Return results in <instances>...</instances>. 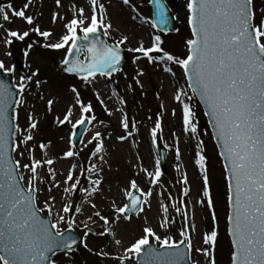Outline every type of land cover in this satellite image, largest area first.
Wrapping results in <instances>:
<instances>
[{"label": "snow or ice", "instance_id": "obj_1", "mask_svg": "<svg viewBox=\"0 0 264 264\" xmlns=\"http://www.w3.org/2000/svg\"><path fill=\"white\" fill-rule=\"evenodd\" d=\"M33 2L25 0L19 9L14 8L11 2L0 3V29L3 30L0 41L6 49L4 55L11 56L12 52L7 49L15 41H25L30 33L43 37L45 41H50L53 36L51 31L33 26L34 17L27 14ZM121 3L130 9L132 20L139 17L155 30L150 34L149 46L139 40L136 47L127 49L138 54L133 56L132 63L146 60L149 66L173 78L177 76L175 66L185 80L186 87L180 86L174 92L173 99L181 110L183 133L196 140L194 164L201 178L197 203L209 209L212 221V226L202 234L203 246L194 247L191 235L196 231L194 223L189 225L191 232L180 231L178 241L168 235L169 226L174 223L169 215L170 207L185 219L188 218L185 200L176 201L171 193L167 196L170 203L159 199L161 219L156 228L145 221L141 234L127 244L123 239L116 238L114 226H118L121 220L130 221L131 213L139 216L145 212L146 207H151L150 198L154 195L163 197L166 189L162 183L161 159L157 157L151 171L138 166L136 175L143 173L150 185L147 189H142L137 179H131L127 187L121 190L126 202L120 206L113 200L110 213L102 214V210L93 202V197L103 191V164L107 163L104 136L97 130L83 144V148L76 150L75 129L78 125L92 124L97 117L93 114L91 101L85 102L75 85L70 87L72 104L62 119L56 117L58 125L69 124L73 129L69 136V147L63 151L60 159H76L84 148L95 143L86 162L72 163L64 178L56 180L57 173L53 167L55 160L47 152L51 142L39 144L42 152L40 158L35 156L36 146L31 143L34 130L39 126L38 119L29 112L26 126L21 127L14 122L18 120V111L16 115L10 111L13 105L19 107L25 102L24 94L34 80L37 88L46 83L37 78L39 68L32 71L31 65H26L30 74L19 76L20 99H16L17 93L5 81H0V264H55L52 257L58 252L71 260L72 254L81 244L98 259H110L115 264H199L190 259L192 250L202 254L206 264H216L219 222L208 157L204 154V141L199 139L201 131L194 98H198L205 109L204 115L208 118L211 136L218 148V160L222 165L225 235L229 241L228 264H264V0H260L259 5L256 0H185L190 38L184 41L185 51L181 54L163 47L164 40L159 33L171 31V28L168 9L162 0H148L156 9L151 21L140 15V5L135 4V0H121ZM87 4L88 13L83 6L73 3L68 9L73 13L71 19L54 11L51 21L53 24L57 19L65 21L64 31L55 42H46L43 47L64 50L63 72L76 76L83 85L94 88L98 77L111 81L115 73L121 72V46L128 42L129 36L121 32L119 39L113 43L101 39L100 34L108 37L114 30L108 12L111 0H87ZM55 5L57 8L64 7L62 0H55ZM14 18L25 20L30 26L28 30L20 32L7 28L6 24L12 23ZM34 43L26 45L23 50L25 58L29 56ZM82 55L84 58L80 59ZM0 71L14 74L16 69L15 66L6 67L5 61L0 59ZM144 75L145 70L137 66L133 79L141 88L143 85L139 77ZM112 96L118 97L121 104L126 103L114 88ZM40 98L43 99V96ZM94 98L104 106L99 92L94 93ZM53 103V99L47 100L49 112ZM76 106L80 114L73 123V108ZM104 110L109 116L113 114L106 106ZM117 111L121 114L119 126L124 130V134L118 135L117 139L123 142L138 129L135 121H129L123 108ZM171 114L176 116V110L173 109ZM103 123L100 121V124ZM161 132L162 122L158 115L150 130L153 146L157 144ZM108 135L111 136V133ZM172 135L175 136V133ZM165 147L168 145L165 144ZM14 154L20 158H15ZM175 158L178 162L181 159L178 143L175 146ZM24 160L27 162H22ZM45 167L46 174L41 176L40 169ZM176 171L180 173L179 163ZM177 183L184 185L181 192L183 197H187L190 188L185 173H180ZM156 187L162 191L155 193ZM53 189L60 191L59 207L57 197L52 194ZM42 192L48 195L40 206L38 199ZM77 194H80V204L75 203ZM85 205L90 207L92 213L85 221H81L83 239L78 242L70 230L76 226L77 215L83 214ZM97 220L102 222V230L93 231L90 222L96 223ZM64 225L66 228L62 227ZM157 229L164 230V234H158ZM90 235L111 237L109 244L114 248H123V254L113 256L103 248L93 250L86 242Z\"/></svg>", "mask_w": 264, "mask_h": 264}, {"label": "rangeland", "instance_id": "obj_2", "mask_svg": "<svg viewBox=\"0 0 264 264\" xmlns=\"http://www.w3.org/2000/svg\"><path fill=\"white\" fill-rule=\"evenodd\" d=\"M172 10L178 20L179 30L173 32L170 35H164L162 33V39L167 50L181 54L185 51L184 41L190 38V29L186 23V9L185 0H169ZM11 2L14 8L19 9L22 7L25 0H0V3ZM106 2V0H101ZM77 6H83L86 13L89 8L87 0H62L64 7L57 8L55 0H34L33 5L28 10L27 14L34 17L35 23L33 26H39L41 30H48L53 33L50 41H45L43 37H39L34 33H30V37L25 41H15L13 45L7 49L12 52L11 56L4 55L6 49L2 41H0V59L5 61L6 67L15 66V73L12 77L16 80L18 85L19 76L24 74H30V70L26 65H31V70L34 71L39 68L38 79L46 81L42 83L39 88L35 85V80L29 85V90L24 94L25 102L19 106L18 109V124L21 127L26 126V116L31 112L39 121L37 130H34V140L31 142L36 146L35 156L40 158L42 152L39 149L41 142L51 144L47 148L48 156L55 160L53 165L56 170V180H62L66 175L68 168L72 163L86 162V159L94 145H88L80 153V157L76 159H60L63 151L69 147V136L73 129L71 125H58L56 123V117L63 118L68 106L72 104V94L70 87L72 85L77 86L81 92V97L85 102L91 101L93 104V114L97 117L95 121L90 124L87 133L83 138L82 146L76 148L80 150L83 148V144H86L95 131L99 130L104 136L105 147V159L106 164H103V183L101 185L103 191L93 197L99 209L102 210V214H109L111 211V203L115 200L117 205L122 206L126 202L125 198L121 194V190L126 188L128 182L131 179H137L138 184L142 189H147L150 185L144 178L143 173L136 175L139 168L143 166L150 171L153 170L155 160L159 157L157 149L159 146L168 145L166 168L162 171V183L164 185L163 197L154 195L151 199V207L145 208V212L134 218L132 216L130 221L121 220L118 226H114L118 239H123L125 244L129 240L138 237L141 234L142 226L145 221L154 228H156L159 220L161 219V210L159 209V199H163L164 202L170 203L167 200L169 193L172 194L174 200L179 201L184 199L187 203L188 211V223L195 224L196 231L192 232V239L194 247H202V234L203 232L212 226L211 214L206 206L198 204L197 201L200 198L201 178L199 169L194 164V152L196 150V140L192 139L189 135H186L182 131V119L181 110L177 102L174 101V92L180 87L185 86V80L180 76V70L174 67L177 76L173 78L170 74L164 73L158 68L149 66L146 60H141L138 64H133L132 59L134 54L127 49L130 47H136L139 40H143L145 46H149L150 34L155 30L151 29L150 24H145L144 21L139 19L132 20L130 18V9L128 6H123L121 0H111V5H108V12L113 24V31L107 39L113 43L116 39H119L120 33L129 36V40L122 47L128 54L126 65L123 70L117 74H114L111 81L106 80L104 77H98V80L93 88L91 85L85 86L78 78H73L59 70L55 63L62 62L65 55L64 50H54L43 47L46 42H55V40L64 31L63 23L57 19L53 24L51 21V15L54 11H58L61 16H66L67 19H71L73 13L68 11L72 4ZM169 3V2H168ZM259 5L260 0H256ZM135 4L140 5L138 11L140 15L146 20L151 21L152 10L148 0H135ZM135 15V13H131ZM7 28L19 30L23 32L28 30L30 26L26 24L25 20L20 18H14L13 22L6 24ZM185 30L187 33L185 36L181 34V31ZM82 34V33H81ZM3 36V30L0 29V37ZM35 42L32 50L27 58L23 56V50L28 43ZM19 66V68H18ZM137 66L145 70V75L139 77L143 88L135 84V70ZM126 74V75H125ZM131 85V87H129ZM113 88L117 91L120 98L126 102L121 104L118 97L112 96ZM99 92L101 99L104 101V106L108 111L113 114L109 116L102 106L95 98L94 93ZM43 96V99L40 97ZM53 99L54 103L52 109L49 112L47 110V100ZM195 110L199 119V128L201 135L199 139L204 141V154L208 157V169L211 177V188L213 198L215 200V211L218 216L219 222V243L217 245L215 259L216 264H228L229 262V241L225 235V207L222 198L223 181H222V165L218 160L216 149L213 148L210 133L207 128L203 110L196 98L193 101ZM163 105V108H161ZM123 108L127 114L129 121H135L137 131H134L132 137H129L126 141H119L118 135L124 134V130L119 126L120 112L117 109ZM176 110V116H172V110ZM78 106L73 108L72 121L75 122L79 118ZM159 115L162 122V132L159 133L157 144L153 146L151 144L150 130L154 126V121ZM151 117V119H149ZM103 121V124H100ZM208 134L205 135L204 133ZM111 133V136L108 134ZM175 133V136L172 134ZM180 148L181 159L178 162L175 158V146ZM22 150V149H21ZM17 159L20 157L16 155ZM96 161V158H93ZM22 162H27L26 160ZM177 163L180 164V173H185L188 180V187L190 193L187 197L182 196L181 189L184 185L177 183V178L180 173L176 171ZM41 176H45L46 167L40 169ZM82 179V182L87 186L86 181ZM162 189L156 187L155 193L161 192ZM53 195L57 197V207L60 206V191L53 189ZM47 192H42L39 195L38 204L42 206L44 199L47 196ZM79 195L75 198V203L80 204ZM190 201V203H188ZM92 210L88 205L84 206L83 214L77 215V224L73 230L78 233L83 239V225L81 221H85L88 215H91ZM46 215V214H45ZM170 218L174 221L169 226L168 235L172 236L175 240H179V233L182 230L178 223V215L174 209H169ZM94 219H96L94 217ZM188 225L187 231L191 232V228ZM66 228V225L62 226ZM90 227L93 231L102 230V222L97 220L96 223L90 222ZM158 234L163 235L164 230L157 229ZM111 237L105 236L103 238L90 235L87 238V244L93 250L97 248H103L105 251H109L111 255L123 254V248H114L109 244ZM155 244V241H152ZM53 261L55 264H115L113 260L103 259L100 260L96 256L89 253L83 245L78 248L74 254H72L71 260L64 254L56 256ZM192 261H198L199 264H206V258L194 250L192 252Z\"/></svg>", "mask_w": 264, "mask_h": 264}, {"label": "water", "instance_id": "obj_3", "mask_svg": "<svg viewBox=\"0 0 264 264\" xmlns=\"http://www.w3.org/2000/svg\"><path fill=\"white\" fill-rule=\"evenodd\" d=\"M162 2H163V1H162ZM155 11H156V9H155ZM168 16H169V20H170L169 27L172 29V28L174 27L175 23H174V19H173V17H172V14L169 12V10H168ZM100 38H101V39H104V36H102V35L100 34ZM121 55H122L123 59H122V61H121V65H120V67L123 65L124 60H125V55H124V52H123V51H121ZM59 66H60V67L62 68V70H63L64 65L61 64V65H59ZM0 81H5V82L10 86L11 90H12L13 92H16L15 89L13 88V85H11V84H13L12 81H11L8 77H6L5 75H3L2 71H0ZM17 97H18V96H16V99H17ZM14 107H15V106H13V107H12V110H11L12 115H14V112H13ZM202 107H203V106H202ZM85 126H86V124H84L83 126L80 127L79 132L77 133V140L80 139V137H81V135H82L81 133L83 132ZM77 143H79V142H77ZM163 160H164V155H163V159H162V161H163ZM134 215H135V213H134ZM70 231L72 232V235L75 236V237L77 238V240H78V242H79V241H80V237L77 236L72 230H70ZM58 253H60V252H58ZM52 258H53V257H52Z\"/></svg>", "mask_w": 264, "mask_h": 264}]
</instances>
